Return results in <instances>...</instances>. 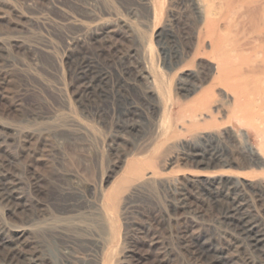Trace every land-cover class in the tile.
I'll return each mask as SVG.
<instances>
[{
    "label": "rangeland",
    "instance_id": "374dc122",
    "mask_svg": "<svg viewBox=\"0 0 264 264\" xmlns=\"http://www.w3.org/2000/svg\"><path fill=\"white\" fill-rule=\"evenodd\" d=\"M201 26L195 0H0V264H264L223 214L237 197L264 235V133Z\"/></svg>",
    "mask_w": 264,
    "mask_h": 264
},
{
    "label": "bare ground",
    "instance_id": "6f19581e",
    "mask_svg": "<svg viewBox=\"0 0 264 264\" xmlns=\"http://www.w3.org/2000/svg\"><path fill=\"white\" fill-rule=\"evenodd\" d=\"M195 9L202 23L199 34L204 40L211 42L214 54L221 48L225 50L218 60L213 84L223 86L236 95L234 113L241 123L255 128L259 134L264 133V0H195ZM81 69L85 71L83 75L88 80V91L95 89L105 78V75H94L87 62L83 63ZM150 93L155 95L154 91ZM203 94L202 101L199 100L201 103L193 108L194 111H209L214 91L209 90ZM173 110L174 107H171L170 112ZM219 157L220 152H215L208 162L205 163L204 157L200 162L213 164ZM155 174L156 172L150 173L147 179ZM3 181L5 179L0 178V183ZM1 195L7 201L15 197L14 190L8 184L1 186ZM241 206V201L235 197L223 209L227 225L236 239L264 260V235L256 229L257 225L244 220ZM25 234V231L19 234L16 248L25 246L26 242L22 240ZM7 240L8 233L0 227V244ZM195 252L204 260L202 264L222 263L220 256H213L204 248L197 247ZM20 256L29 264L43 263L39 253L29 254L21 250Z\"/></svg>",
    "mask_w": 264,
    "mask_h": 264
}]
</instances>
